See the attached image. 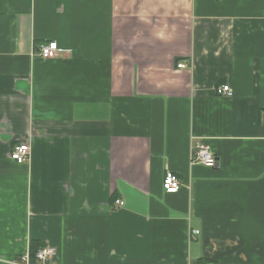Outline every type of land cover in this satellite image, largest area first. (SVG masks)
<instances>
[{"label":"crops","instance_id":"obj_1","mask_svg":"<svg viewBox=\"0 0 264 264\" xmlns=\"http://www.w3.org/2000/svg\"><path fill=\"white\" fill-rule=\"evenodd\" d=\"M32 243L55 264H264V0H0V264Z\"/></svg>","mask_w":264,"mask_h":264},{"label":"built area","instance_id":"obj_2","mask_svg":"<svg viewBox=\"0 0 264 264\" xmlns=\"http://www.w3.org/2000/svg\"><path fill=\"white\" fill-rule=\"evenodd\" d=\"M61 50L58 47L57 43L51 42L47 44H43L40 47V56L44 60H51L56 58ZM179 68L185 67L183 64L178 66ZM217 94L220 96L233 97V90L229 85H223L217 88ZM31 155V146L28 143H23L15 147L12 152V159L19 165L26 164L30 160ZM192 163L193 164H201L207 168H215L218 164V161L214 154L208 147L203 145L194 149L192 152ZM182 184L177 175L174 173L167 171L165 173L163 179V190L166 194H176L181 189ZM116 207H123L124 202L121 200H116L114 202ZM200 235V231H193V236ZM57 251L52 247H43L40 248L34 258H32L31 253H27L22 256L21 261L25 264H30L31 261H36L41 264H55L54 260L56 258Z\"/></svg>","mask_w":264,"mask_h":264},{"label":"trees","instance_id":"obj_3","mask_svg":"<svg viewBox=\"0 0 264 264\" xmlns=\"http://www.w3.org/2000/svg\"><path fill=\"white\" fill-rule=\"evenodd\" d=\"M116 200H117L116 198H113L112 202L114 203ZM36 247H38V246H36V243H32L31 244V251H30V253H31L32 258L35 257L36 252L39 250ZM205 263L203 262L202 264H205Z\"/></svg>","mask_w":264,"mask_h":264}]
</instances>
